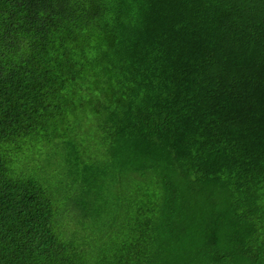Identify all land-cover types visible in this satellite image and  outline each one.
Masks as SVG:
<instances>
[{
  "label": "trees",
  "instance_id": "obj_1",
  "mask_svg": "<svg viewBox=\"0 0 264 264\" xmlns=\"http://www.w3.org/2000/svg\"><path fill=\"white\" fill-rule=\"evenodd\" d=\"M0 264H264V0H0Z\"/></svg>",
  "mask_w": 264,
  "mask_h": 264
}]
</instances>
